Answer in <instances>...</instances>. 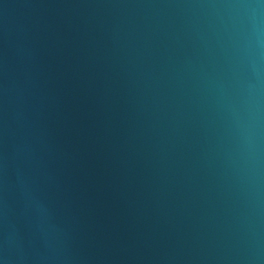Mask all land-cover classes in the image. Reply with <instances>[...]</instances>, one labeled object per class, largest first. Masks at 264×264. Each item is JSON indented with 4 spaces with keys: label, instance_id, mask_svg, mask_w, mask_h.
Wrapping results in <instances>:
<instances>
[{
    "label": "water",
    "instance_id": "1",
    "mask_svg": "<svg viewBox=\"0 0 264 264\" xmlns=\"http://www.w3.org/2000/svg\"><path fill=\"white\" fill-rule=\"evenodd\" d=\"M0 264H264V0H0Z\"/></svg>",
    "mask_w": 264,
    "mask_h": 264
}]
</instances>
